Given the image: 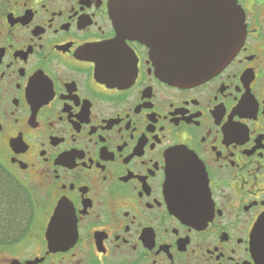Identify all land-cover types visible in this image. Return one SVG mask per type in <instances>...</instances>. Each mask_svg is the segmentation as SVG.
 Returning a JSON list of instances; mask_svg holds the SVG:
<instances>
[{"label":"flooded vegetation","instance_id":"flooded-vegetation-1","mask_svg":"<svg viewBox=\"0 0 264 264\" xmlns=\"http://www.w3.org/2000/svg\"><path fill=\"white\" fill-rule=\"evenodd\" d=\"M109 1L0 0V171L25 208L0 264H264V0H237L243 47L185 88ZM182 157L207 189L185 217L167 188Z\"/></svg>","mask_w":264,"mask_h":264},{"label":"water","instance_id":"water-1","mask_svg":"<svg viewBox=\"0 0 264 264\" xmlns=\"http://www.w3.org/2000/svg\"><path fill=\"white\" fill-rule=\"evenodd\" d=\"M109 8L117 32L148 48L155 75L180 88L217 75L246 39L245 15L237 0H110ZM194 169V162L182 157L171 171L185 173L170 174L167 180L172 208L181 217L203 208L206 181L187 174ZM252 241L262 259L264 214L254 225Z\"/></svg>","mask_w":264,"mask_h":264},{"label":"trees","instance_id":"trees-1","mask_svg":"<svg viewBox=\"0 0 264 264\" xmlns=\"http://www.w3.org/2000/svg\"><path fill=\"white\" fill-rule=\"evenodd\" d=\"M23 211L19 191L0 171V243L16 240L22 234Z\"/></svg>","mask_w":264,"mask_h":264},{"label":"rangeland","instance_id":"rangeland-1","mask_svg":"<svg viewBox=\"0 0 264 264\" xmlns=\"http://www.w3.org/2000/svg\"><path fill=\"white\" fill-rule=\"evenodd\" d=\"M246 25V24H245Z\"/></svg>","mask_w":264,"mask_h":264}]
</instances>
